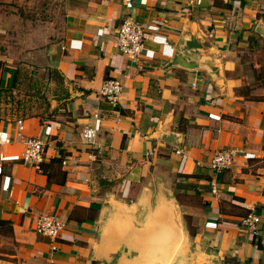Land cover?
<instances>
[{
    "label": "crops",
    "instance_id": "1",
    "mask_svg": "<svg viewBox=\"0 0 264 264\" xmlns=\"http://www.w3.org/2000/svg\"><path fill=\"white\" fill-rule=\"evenodd\" d=\"M63 3L60 31L24 39H41L38 46L0 45V130L10 139L0 145L1 174L10 177L8 190L0 188V264H128L122 245L142 234L160 264H264V82L253 66L264 51L253 32L264 0ZM129 16L159 26L146 33L138 66L114 46ZM187 23L215 50L218 85L201 70L165 69ZM21 66L45 70V81L33 78L35 69L20 84ZM106 78L122 86L114 108L98 97ZM12 104L22 114L8 111ZM86 124L97 125L91 144L81 140ZM168 131L180 144L156 137ZM26 137L43 141L39 170L20 162ZM233 147L243 153L214 179L209 159ZM250 209L261 219L256 238L239 224ZM40 214L64 223L54 250L35 231ZM182 230L189 243L178 257Z\"/></svg>",
    "mask_w": 264,
    "mask_h": 264
},
{
    "label": "built area",
    "instance_id": "2",
    "mask_svg": "<svg viewBox=\"0 0 264 264\" xmlns=\"http://www.w3.org/2000/svg\"><path fill=\"white\" fill-rule=\"evenodd\" d=\"M158 29L159 26L155 24L144 25L141 22L132 19L130 16L123 18L116 28L114 46L117 51H119L120 54L125 55L133 65L138 66L140 59L146 55L144 51V40L147 38L146 33L149 31H157ZM148 56L151 59H157L160 54L155 51H151ZM122 94V86L115 78H106L98 90L99 99L106 102L111 108L117 106L118 102H120L122 98ZM90 117L95 123H97L100 118L99 109L94 108L91 111ZM16 125L17 133L19 134L21 131V120H17ZM48 130L49 127L45 126L44 133H48ZM96 131V124L84 125L81 129V140L87 144L93 143L96 137ZM9 140L7 132L0 130V145L8 143ZM242 153V149L236 147L221 148L215 151L206 165L211 173V176L215 179L216 175H218L223 169L227 168L233 162L234 158ZM43 154L44 148L43 141L41 139L36 137L24 138L23 148L20 152V162L23 165L39 170L43 161ZM3 159L4 156L0 152V188L8 190L10 177L8 175L1 174V162ZM65 163V159H62L61 164ZM215 187L216 182H213L211 187L212 194L216 193ZM239 224L243 226V228H245L253 238L258 237L261 233V219L252 209L241 217ZM63 227V221L58 216L53 214H40L35 219V231L51 239V250L56 248L53 240L59 236Z\"/></svg>",
    "mask_w": 264,
    "mask_h": 264
},
{
    "label": "water",
    "instance_id": "3",
    "mask_svg": "<svg viewBox=\"0 0 264 264\" xmlns=\"http://www.w3.org/2000/svg\"><path fill=\"white\" fill-rule=\"evenodd\" d=\"M253 32L264 40V22L258 20L255 23ZM164 67L165 69L176 67L188 71L201 70L212 84L218 85L220 81L218 58L215 50L204 48L190 31L188 23L184 25L183 30L179 34L173 47L172 55L164 64ZM156 137L172 146H177L181 142L179 134L175 132L157 133ZM180 236L181 239L175 247L178 257L184 256L186 243H189L184 230L181 231ZM135 239L131 241L127 238L122 245V252L125 255L126 262L128 264H160L155 257V247L150 249V243H147V234L136 236Z\"/></svg>",
    "mask_w": 264,
    "mask_h": 264
},
{
    "label": "rangeland",
    "instance_id": "4",
    "mask_svg": "<svg viewBox=\"0 0 264 264\" xmlns=\"http://www.w3.org/2000/svg\"><path fill=\"white\" fill-rule=\"evenodd\" d=\"M63 12V0H0V25H3L5 30L0 35L2 49L16 47L17 50H22L27 47L38 46L41 39L33 43H25L24 39L34 35L60 31ZM21 68V71L36 69L33 78L45 81V70H39L36 66L26 68L21 66ZM46 84L43 82L42 88L48 89ZM9 109L8 111L12 110L13 114H22V108H15V104H12ZM28 112L30 111L28 110Z\"/></svg>",
    "mask_w": 264,
    "mask_h": 264
},
{
    "label": "trees",
    "instance_id": "5",
    "mask_svg": "<svg viewBox=\"0 0 264 264\" xmlns=\"http://www.w3.org/2000/svg\"><path fill=\"white\" fill-rule=\"evenodd\" d=\"M262 46L261 45H256V48L259 47V48L264 49V44ZM255 54H256V56H255ZM255 54H253L254 55L253 66L257 67L256 76H257V79L258 80H260L261 82H264V51L263 52H258V53L256 52ZM21 69L22 68H20L17 71L18 72V78H19L20 84L22 82H26V79H29V77L27 76L29 73L30 74H33L32 71H29V72H27V71H21ZM253 70H254V68H253Z\"/></svg>",
    "mask_w": 264,
    "mask_h": 264
}]
</instances>
